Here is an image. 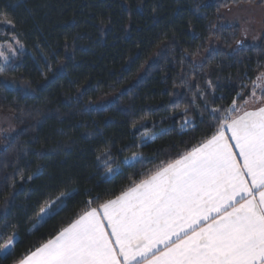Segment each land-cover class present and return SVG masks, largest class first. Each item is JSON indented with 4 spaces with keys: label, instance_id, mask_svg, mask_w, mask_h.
I'll use <instances>...</instances> for the list:
<instances>
[{
    "label": "trees",
    "instance_id": "obj_1",
    "mask_svg": "<svg viewBox=\"0 0 264 264\" xmlns=\"http://www.w3.org/2000/svg\"><path fill=\"white\" fill-rule=\"evenodd\" d=\"M239 6L264 0H0V20L14 21L0 43L23 45L0 69V116L11 122L0 246L16 237L0 264L210 137L233 101L244 108L264 76V34L243 46L241 27L224 25ZM45 209L54 214L38 222Z\"/></svg>",
    "mask_w": 264,
    "mask_h": 264
},
{
    "label": "snow or ice",
    "instance_id": "obj_2",
    "mask_svg": "<svg viewBox=\"0 0 264 264\" xmlns=\"http://www.w3.org/2000/svg\"><path fill=\"white\" fill-rule=\"evenodd\" d=\"M253 103L233 101L210 137L97 207L86 201L19 264H264V95Z\"/></svg>",
    "mask_w": 264,
    "mask_h": 264
},
{
    "label": "rangeland",
    "instance_id": "obj_3",
    "mask_svg": "<svg viewBox=\"0 0 264 264\" xmlns=\"http://www.w3.org/2000/svg\"><path fill=\"white\" fill-rule=\"evenodd\" d=\"M224 25L232 26L238 25L242 30V45L243 46H253L258 43L260 37L264 34V7L259 6H239L231 11L225 13L224 15ZM8 24L0 20V33L4 34L5 28ZM23 51V45L17 39V37H11L0 43V69L1 67L12 60L18 52ZM260 85L257 87V85ZM254 91L256 93L255 97L251 95L250 99L247 100V104L250 106L255 101H259V98L264 94V76L256 80L254 84ZM11 122L8 117L0 116V147L1 138L4 133L10 132ZM141 141H146L149 139V134L145 126L137 127L134 130ZM136 157L127 161V163L135 160ZM49 209L42 211L39 221L42 222L45 218L43 212H48Z\"/></svg>",
    "mask_w": 264,
    "mask_h": 264
},
{
    "label": "crops",
    "instance_id": "obj_4",
    "mask_svg": "<svg viewBox=\"0 0 264 264\" xmlns=\"http://www.w3.org/2000/svg\"><path fill=\"white\" fill-rule=\"evenodd\" d=\"M259 101H256V103H258ZM255 106V104L253 103L252 105L250 106H246L244 105V108H247L248 110H251L253 107ZM29 255V254H28ZM19 264V263H18Z\"/></svg>",
    "mask_w": 264,
    "mask_h": 264
}]
</instances>
